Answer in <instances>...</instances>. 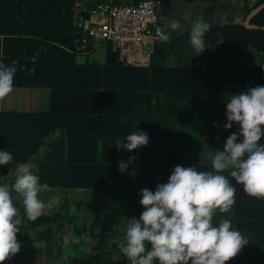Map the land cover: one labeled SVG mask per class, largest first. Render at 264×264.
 I'll return each mask as SVG.
<instances>
[{
    "label": "trees",
    "instance_id": "obj_1",
    "mask_svg": "<svg viewBox=\"0 0 264 264\" xmlns=\"http://www.w3.org/2000/svg\"><path fill=\"white\" fill-rule=\"evenodd\" d=\"M171 1L162 0V6L169 9ZM229 1L224 21L209 17L202 54L191 48L189 24L167 43L156 41L150 65L139 66L124 64L111 40H99L103 59L91 56L102 45L97 40L80 46L75 0H0V63L16 67L14 86L48 89L42 109L0 108V150L14 157L1 165L0 186L8 185L24 216L18 241H44L50 264H130L119 246L127 219L144 211L141 190L167 183L177 165L213 170L206 154L223 151L227 137L239 130L235 123L223 127L226 100L264 86V29L243 22L264 0ZM251 22L264 25V8ZM220 38L224 42L216 44ZM136 129L148 133L149 143L129 152L122 147ZM258 143L264 145V137ZM129 157L135 159L122 174L119 161ZM28 161L36 165L39 183L48 185L41 199L62 193L58 206L35 222L27 220L12 189L18 166ZM223 175L236 188V203L213 222L226 216L249 241L226 264H264V200L247 195L228 172Z\"/></svg>",
    "mask_w": 264,
    "mask_h": 264
},
{
    "label": "clouds",
    "instance_id": "obj_2",
    "mask_svg": "<svg viewBox=\"0 0 264 264\" xmlns=\"http://www.w3.org/2000/svg\"><path fill=\"white\" fill-rule=\"evenodd\" d=\"M180 27L179 19L170 18L171 32L162 35L163 42L167 43ZM211 27L200 17L192 21L189 36L195 56L207 48L205 35ZM223 42L220 38L216 44ZM16 71L15 66L0 63V101L14 91ZM225 115L227 123L223 127L231 129L235 123L239 130L227 137L223 151L206 154L212 171L177 165L167 183L157 184L155 191L141 190L144 211L139 219H127L124 243L119 246L130 264H226L249 244L226 216L221 215L218 224L213 221L217 213H230L236 203V188L223 175L225 172L243 186L247 195L264 200V145L258 143L264 137V86L232 94L226 100ZM238 137L242 142H237ZM148 143V133L136 129L126 136L122 148L132 152ZM134 159L120 160L119 171L123 174ZM13 160L10 151L0 150V165L7 166ZM35 168L31 161L20 164L12 184L27 220L32 222L48 207L40 198L48 185L39 183ZM130 175L134 177L135 171ZM23 223L24 216L14 204L8 185L0 186V264L20 251L17 233ZM64 244H68L67 239Z\"/></svg>",
    "mask_w": 264,
    "mask_h": 264
},
{
    "label": "built area",
    "instance_id": "obj_3",
    "mask_svg": "<svg viewBox=\"0 0 264 264\" xmlns=\"http://www.w3.org/2000/svg\"><path fill=\"white\" fill-rule=\"evenodd\" d=\"M161 6L162 0H75L74 24L83 39L80 46H85L88 39L111 40L124 64L148 66L155 42L167 34Z\"/></svg>",
    "mask_w": 264,
    "mask_h": 264
},
{
    "label": "rangeland",
    "instance_id": "obj_4",
    "mask_svg": "<svg viewBox=\"0 0 264 264\" xmlns=\"http://www.w3.org/2000/svg\"><path fill=\"white\" fill-rule=\"evenodd\" d=\"M166 1V0H165ZM235 1V0H234ZM232 1V2H234ZM228 2H231L229 0H172L170 8L168 9L166 5L162 6L161 10L163 11V20L166 23V26L169 30V19L170 18H176L179 19L181 22V27L178 30H184V28L188 27L189 24H192L193 20H189L185 18L186 12H189L188 15H194L195 18L198 16H201V18L207 22L211 21V19L215 20L214 22H218L223 20L225 16L228 14L227 8L225 5L228 4ZM165 9L168 11H165ZM175 10V11H174ZM193 10V11H191ZM212 14V15H211ZM187 16V17H190ZM191 17V18H194ZM211 17V19H209ZM166 18V19H165ZM239 19V18H237ZM99 44H102L101 46H97L96 49L91 53L92 57H96L98 59H103L104 54L102 51L104 50V44L103 42L97 40ZM83 55V54H82ZM1 168V165H0ZM53 192H48V195H45L42 200L45 202L49 201L48 207L45 209V211H48L50 207H57L58 206V200H59V194H62L61 191L57 192L58 194H52ZM16 196V195H15ZM13 197V196H12ZM18 198V194H17ZM22 201V200H21ZM102 216V212H98V217ZM110 237V236H109ZM86 240L88 242L97 240L96 237L93 236H85ZM89 238V239H88ZM113 240H120V237H113ZM39 239V238H37ZM76 242L82 240L81 238H75ZM21 244V250L15 255V258L13 257L7 261L4 262V264H50V260L52 258L45 256L43 253V245L44 241L35 240V242H22L18 241ZM106 245V244H105ZM67 251L71 250L72 247L67 246ZM86 248L89 249V246L87 245ZM65 254V253H63ZM54 260V259H53ZM57 260V257L55 258Z\"/></svg>",
    "mask_w": 264,
    "mask_h": 264
},
{
    "label": "crops",
    "instance_id": "obj_5",
    "mask_svg": "<svg viewBox=\"0 0 264 264\" xmlns=\"http://www.w3.org/2000/svg\"><path fill=\"white\" fill-rule=\"evenodd\" d=\"M162 13V10H161ZM163 16V14H161ZM48 89L43 87H18L3 101H0V108L17 109H42L46 106ZM21 250V249H20ZM46 254H44V257ZM15 255L13 256V259Z\"/></svg>",
    "mask_w": 264,
    "mask_h": 264
},
{
    "label": "water",
    "instance_id": "obj_6",
    "mask_svg": "<svg viewBox=\"0 0 264 264\" xmlns=\"http://www.w3.org/2000/svg\"><path fill=\"white\" fill-rule=\"evenodd\" d=\"M262 8H264V2H261L260 4L253 7L250 10V12L246 15L243 22L247 27H257V28H263L264 29V25H260V24L251 22V18L256 14V12H258ZM262 69L264 71V60H263V64H262Z\"/></svg>",
    "mask_w": 264,
    "mask_h": 264
},
{
    "label": "flooded vegetation",
    "instance_id": "obj_7",
    "mask_svg": "<svg viewBox=\"0 0 264 264\" xmlns=\"http://www.w3.org/2000/svg\"><path fill=\"white\" fill-rule=\"evenodd\" d=\"M164 18V17H163ZM166 19V18H165Z\"/></svg>",
    "mask_w": 264,
    "mask_h": 264
}]
</instances>
